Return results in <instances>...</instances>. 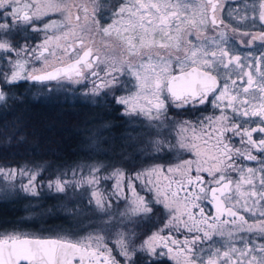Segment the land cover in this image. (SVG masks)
Here are the masks:
<instances>
[{
  "label": "snow or ice",
  "instance_id": "1",
  "mask_svg": "<svg viewBox=\"0 0 264 264\" xmlns=\"http://www.w3.org/2000/svg\"><path fill=\"white\" fill-rule=\"evenodd\" d=\"M236 7L0 0V106L22 82H55L124 119L50 179L0 167L5 199L33 198L29 218L93 214L84 232L0 231V264H264V0Z\"/></svg>",
  "mask_w": 264,
  "mask_h": 264
},
{
  "label": "trees",
  "instance_id": "2",
  "mask_svg": "<svg viewBox=\"0 0 264 264\" xmlns=\"http://www.w3.org/2000/svg\"><path fill=\"white\" fill-rule=\"evenodd\" d=\"M21 86H16L18 93ZM18 93L7 109L0 106V164H45L53 176L54 171L80 161L83 133L92 128L94 110L69 102L37 101ZM44 203L49 206V200Z\"/></svg>",
  "mask_w": 264,
  "mask_h": 264
},
{
  "label": "rangeland",
  "instance_id": "3",
  "mask_svg": "<svg viewBox=\"0 0 264 264\" xmlns=\"http://www.w3.org/2000/svg\"><path fill=\"white\" fill-rule=\"evenodd\" d=\"M22 91L18 93V88H15V95L21 94L22 96H28L32 99L37 101L49 102V101H61V102H69L72 104H82L86 101V103H90L85 97L81 95V90L79 89V85H59L57 86L56 83H49L45 84H33L30 82H22L21 86ZM47 89V90H46ZM110 110L108 108H104L98 106L96 111H93V117L91 119L92 128L85 130L83 133V139L81 143V151H82V158L80 161L75 162L73 165L67 168H71L75 166V164L81 162L82 160L87 159L85 153L88 151L86 145L88 143L89 135L94 132L95 130L99 129L102 123L110 122L113 127L111 128L112 134L119 136L120 132L122 131V127L119 124H115L110 120ZM102 158V157H99ZM29 166L32 165H44L45 164H28ZM16 167V166H9L0 164V167ZM61 168L60 170H62ZM57 171V170H56ZM54 171V173H56ZM55 175V174H54ZM53 175V176H54ZM52 176H49V170L46 169L43 177L39 179H50ZM4 180L0 179V231L8 229L10 230L11 227H20L25 231L34 232L35 230H40L44 228H55V227H67V228H79V229H89L92 227L90 222V217L93 215L92 213L88 212V205L83 204L85 209V214L80 217L79 220L68 221L63 216H60L55 219H41L37 215H31L29 218V201L33 198L25 196L23 193L13 195L7 199H5L2 195V190L4 187ZM18 183V181H17ZM111 182H106L104 185L107 187L108 184ZM110 190V189H108ZM78 192L83 191L77 190ZM46 192V190H45ZM71 195V193H69ZM50 196L55 197L52 194H46V198L44 201L49 200V206H53L54 204L58 203L56 199H50ZM79 196L77 195L73 198L69 203H75L79 200ZM43 201V202H44ZM115 209V205L113 206Z\"/></svg>",
  "mask_w": 264,
  "mask_h": 264
},
{
  "label": "flooded vegetation",
  "instance_id": "4",
  "mask_svg": "<svg viewBox=\"0 0 264 264\" xmlns=\"http://www.w3.org/2000/svg\"><path fill=\"white\" fill-rule=\"evenodd\" d=\"M107 3H109V5H115L119 2V0H106ZM224 2V5H225V8H224V12L221 13L220 15L222 17H225L226 18V15H227V11L229 9V5L230 4H235L237 7H236V11H242V6L244 4H248L250 2V0H223ZM235 15V12L233 13ZM233 23H235V21H233ZM259 43V42H257ZM50 83H54V82H50ZM83 85H79V89L82 90L83 89ZM80 104V103H79ZM81 106H83L84 108L86 107H90L91 109H93L94 111H96V109L98 108L99 105H95V104H89V103H86L83 102L82 104H80ZM110 110V120H112V122H114L116 125L119 124L121 125V127L123 126V123H124V119L122 117H120L119 113L116 112L114 110V108H108ZM209 111H211V109H209ZM188 118H193L192 116H189ZM256 134H254L255 136ZM250 165L254 164V162H251V161H248L246 162ZM246 215V214H245ZM246 218H247V215H246ZM57 228H64V229H69L67 227H55V228H44V229H40V230H35L34 232L32 233H43L45 235L49 234L50 230L52 229H57ZM78 231L80 232H84L88 229H79V228H76ZM166 264H174L173 261H167Z\"/></svg>",
  "mask_w": 264,
  "mask_h": 264
}]
</instances>
